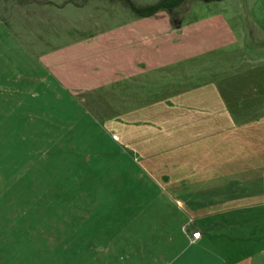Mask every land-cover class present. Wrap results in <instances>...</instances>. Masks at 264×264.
<instances>
[{
    "label": "rangeland",
    "instance_id": "rangeland-1",
    "mask_svg": "<svg viewBox=\"0 0 264 264\" xmlns=\"http://www.w3.org/2000/svg\"><path fill=\"white\" fill-rule=\"evenodd\" d=\"M264 261V0H0V264Z\"/></svg>",
    "mask_w": 264,
    "mask_h": 264
},
{
    "label": "crops",
    "instance_id": "crops-1",
    "mask_svg": "<svg viewBox=\"0 0 264 264\" xmlns=\"http://www.w3.org/2000/svg\"><path fill=\"white\" fill-rule=\"evenodd\" d=\"M233 264H264V261H256L252 256H243L239 260H236Z\"/></svg>",
    "mask_w": 264,
    "mask_h": 264
}]
</instances>
